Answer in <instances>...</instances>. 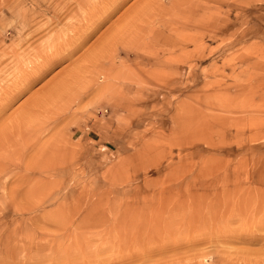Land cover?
Returning <instances> with one entry per match:
<instances>
[{
	"label": "rangeland",
	"instance_id": "374dc122",
	"mask_svg": "<svg viewBox=\"0 0 264 264\" xmlns=\"http://www.w3.org/2000/svg\"><path fill=\"white\" fill-rule=\"evenodd\" d=\"M0 264H264V0H0Z\"/></svg>",
	"mask_w": 264,
	"mask_h": 264
}]
</instances>
